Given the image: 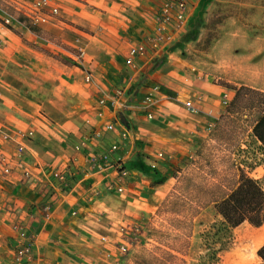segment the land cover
<instances>
[{
  "label": "rangeland",
  "instance_id": "1",
  "mask_svg": "<svg viewBox=\"0 0 264 264\" xmlns=\"http://www.w3.org/2000/svg\"><path fill=\"white\" fill-rule=\"evenodd\" d=\"M29 1L0 0V12L22 23L11 17L12 27L0 32V130L6 129L9 113L23 120L40 114L52 129L48 147L54 142L68 147L82 131L94 101L85 73L109 90L124 85L123 61L108 52L120 42L110 38L118 34V25L109 18L115 10L107 11L109 25L99 22L104 15L91 10L77 16L91 19V25L76 24L66 8H59L53 26H31L21 12ZM202 17L198 41L183 42L180 50L170 48L169 55L148 65L141 79L158 69L155 76L162 83L188 87L196 99L222 102L225 92L230 104L208 120L211 125L205 124L195 145L171 166L169 192L136 218L142 225L139 242L116 264L261 263L257 250L264 244V224L244 222L227 229L215 204L236 186L241 170L264 177V146L253 134L264 113V0H219L204 8ZM183 61L189 65H173ZM187 68L193 82L178 75ZM157 85L161 91L163 85Z\"/></svg>",
  "mask_w": 264,
  "mask_h": 264
},
{
  "label": "crops",
  "instance_id": "2",
  "mask_svg": "<svg viewBox=\"0 0 264 264\" xmlns=\"http://www.w3.org/2000/svg\"><path fill=\"white\" fill-rule=\"evenodd\" d=\"M58 1L60 12L66 8V15L76 24H92L91 19L85 21L77 17L83 10L104 15L99 16L100 23L109 25V18L114 20L119 27L116 28L118 34L108 35L120 42L117 49L108 52L121 59L125 68L124 85L116 89H126L133 101H141L150 94L154 102L150 109L124 111L122 122L128 128V135L122 139L118 132H106L102 128L110 114L103 109L104 117L95 116L97 94L89 85L94 94L91 113L68 147L66 142H54V147H48L52 129L44 116L37 114V117L32 115L23 120L9 113L4 123L6 129L0 130L1 135L11 136V140L0 137V161L7 160L11 167L9 173L2 174L4 163H0V264H16L13 250L18 234L13 226L20 221L25 222L26 233L37 239L34 259L24 264H116L121 257L115 254L112 245L118 240L119 224L124 219L143 215L148 207L152 208L166 197L171 188L168 175L171 166L195 145L201 129L211 123L208 120L216 118L218 110L226 108L219 98L196 99L197 94L188 87H177L168 81L162 83L161 77L155 76L158 69L141 79L148 65L169 55L172 46L151 48L150 38L154 34L155 14L161 0L156 4L154 0ZM216 1L219 0L193 2L191 16L200 10L202 3L207 10ZM110 10L115 12L108 18ZM0 13V17L9 16L5 11ZM5 31L7 29H0L2 33ZM180 37L177 36L176 41ZM8 45L3 42L2 48ZM132 45L145 47L144 54L134 57V67L125 64ZM173 65L183 68L189 64L183 61ZM189 73L190 68H187L178 75L186 83L193 82L187 77ZM157 84L163 85L158 93L152 91ZM188 99L198 112L193 113L184 106L183 102ZM9 102L11 108L13 103ZM148 111L152 113L151 118L147 117ZM17 143L23 146V153L17 150ZM113 143L120 145L113 157L128 153L125 162L128 176L123 181L122 193L106 189L107 181L116 175L112 168L100 172L91 163L92 158L99 157ZM158 152H162L163 157H158ZM23 169L30 172V178H23ZM56 173H61L65 180L59 179ZM46 205L51 212L48 220L43 217Z\"/></svg>",
  "mask_w": 264,
  "mask_h": 264
},
{
  "label": "built area",
  "instance_id": "3",
  "mask_svg": "<svg viewBox=\"0 0 264 264\" xmlns=\"http://www.w3.org/2000/svg\"><path fill=\"white\" fill-rule=\"evenodd\" d=\"M199 2L200 0H161L158 12L155 14L156 26L153 37L150 38L151 48L157 49L161 46L166 47L173 45L177 36L182 35L189 24L191 16V7L193 2ZM59 1L58 0H30L22 6V14L29 21L31 26L48 25L53 24L55 17L59 13ZM4 22H1L0 29L3 31L7 29L8 25L11 26V16L2 17ZM145 52V47L142 45H132L127 51L125 58V64L134 67V57L142 55ZM84 81L87 85H91L97 94L95 116L101 118L104 117L103 109H106L110 114L103 124V129L106 132H118L122 139H125L128 135V128L124 126L123 113L128 109H150L154 102L153 97L150 94L146 95L141 101H133L130 92L126 89H107L100 80L89 72L84 75ZM152 91L158 93L159 85H154ZM229 96L224 93L222 96V103L229 105ZM184 106L191 112L196 113L198 109L193 105L190 99L183 102ZM147 117L151 118L152 113L147 112ZM211 125V124H209ZM118 128H120L118 130ZM32 133L29 132L28 136ZM100 132L96 133L99 136ZM5 140H11V136L8 133H3ZM17 150L19 153H23V146L19 143ZM120 149L119 143H113L109 149L103 152L99 157L91 159V163L94 169L102 172L105 169L112 168L116 175L114 179H109L106 183V189L108 191L123 192V181L128 176V170L125 166V162L128 157V153H121V156L113 157V154ZM158 157H163L162 152L157 153ZM0 163H4L2 174L9 173L11 167L7 160L1 159ZM22 176L25 179L30 178V172L23 169ZM56 176L65 180L61 173H56ZM51 216L50 207L46 205L44 207L43 217L49 219ZM13 230L17 232V243L13 250V261L16 264H24L34 259V247L36 245V238L33 235L26 233V224L24 221L17 222L13 226ZM118 234V240L115 242L113 248L117 256L125 255L129 252L130 247L137 245L139 238L142 235V225L136 219H124L118 226L116 231Z\"/></svg>",
  "mask_w": 264,
  "mask_h": 264
},
{
  "label": "trees",
  "instance_id": "4",
  "mask_svg": "<svg viewBox=\"0 0 264 264\" xmlns=\"http://www.w3.org/2000/svg\"><path fill=\"white\" fill-rule=\"evenodd\" d=\"M203 4L200 10L190 18L186 31L171 48L177 47L180 49L183 42L197 40L201 25L203 24ZM0 22H4L2 17H0ZM26 27L33 30V27L30 25ZM157 66L158 63L154 65L153 69H156ZM253 134L264 146V113L255 122ZM215 207L217 213L222 218V224L227 229L235 228L244 222L254 227L261 226L264 224V177L254 178L241 170L236 186L217 201ZM257 256L261 260L260 264H264V244L258 248Z\"/></svg>",
  "mask_w": 264,
  "mask_h": 264
}]
</instances>
